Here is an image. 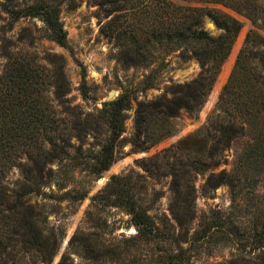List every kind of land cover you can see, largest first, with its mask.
I'll return each mask as SVG.
<instances>
[{"label":"rangeland","instance_id":"obj_1","mask_svg":"<svg viewBox=\"0 0 264 264\" xmlns=\"http://www.w3.org/2000/svg\"><path fill=\"white\" fill-rule=\"evenodd\" d=\"M46 1L58 5V18L65 33V47L49 37L40 18L29 16L11 21L3 10L4 0H0V99L5 96L1 92L4 91V84L11 85L13 101L21 105H35L37 110L46 111L53 118L52 121H56L53 127L58 125L57 129L60 131L62 142L58 144L65 153L49 168L54 174V181L64 186L58 189L57 184L51 182L42 186L39 195L27 197L30 204L38 205V209L43 211L41 229L49 238V244L55 241V251L48 264H158L160 259L166 260V253L157 248L156 242L135 241L136 228L127 213L128 207L125 202L121 204L112 196L116 190L104 193L113 177L121 181L116 184L126 185L135 205L147 211L162 228L167 224L176 226L171 211L174 200H177V189L186 197L188 187L193 185L197 218L187 227L190 236L199 229L201 218L209 211H219L222 220L230 217L234 225L245 233L252 234L256 232V228L263 231L264 159L252 161L247 172L240 170L241 173L236 178L240 181L237 186L244 190L241 192L242 196L236 197L235 201L226 185L205 194L203 185L207 173H199L192 162L205 160V149L209 148L212 141L211 138L200 137L193 142L191 138L206 125L209 115L215 109L222 87L227 82L250 31L254 32L252 46L255 50H263L261 39H264V0L240 2L235 4L238 10L219 4H198L201 7L219 9L232 16L240 22V32L201 110L194 114L181 110L176 118L167 121L159 116L154 118L152 121L155 124L151 125L148 135L151 139L164 136L153 142L151 147L138 152L132 147L136 132L137 104L151 102L161 96L170 99L171 86L189 83L199 76L201 68L198 61L195 58L183 60L180 51L167 53L163 44L150 49L147 46L148 52L157 50L158 53L154 55L152 63H146L148 68L125 67L117 61L119 46L116 45L115 31L112 32L114 28L111 31L103 29L118 12L108 14L112 8L101 7L100 0ZM140 1L142 0L138 2ZM148 1L152 4L151 0ZM35 2L39 3V0H18L14 5L24 9ZM191 4L196 5L194 2ZM143 11V8L129 10L128 13L132 14L129 17L126 14L118 20L117 29L125 30L123 28L131 23H151L148 21L151 17L147 15L150 10ZM252 18H256L255 24ZM200 28L212 37H218L223 32L212 17L207 15L203 16ZM131 29L126 28V36L131 35ZM136 38L139 46L143 47L147 36L139 34ZM159 65H163V68L154 79L153 87L143 89V77L151 70L155 71ZM59 69L64 72L68 83L67 99L70 105L84 114L95 115L104 104L115 101L124 92L129 93V109L124 112V132L115 146L116 160L98 178L89 175L88 167L92 165V159L101 145L108 139L109 132L104 122L98 120L97 132L90 130L83 134L82 139L78 138L79 134L73 131L70 123L74 119L64 115L54 96V81ZM23 72L26 74L24 78ZM18 74L20 78L16 79ZM83 83L86 85L85 95L82 94ZM246 139L241 141L242 144L236 143L224 150L221 158H215L220 159V162L212 172H229ZM144 140L145 146L152 143L150 139H140ZM206 140L208 144H205ZM27 163L26 154L21 153L19 158L15 157L13 165L4 171L3 181L9 194L10 190H17L24 181L21 165ZM252 187H256L255 190ZM72 190L85 193V199L70 202L60 198ZM101 195L102 198L93 201V198ZM119 198L126 199L118 195ZM179 205L182 206V203ZM4 233L6 227L0 226V236ZM174 233V238H177L182 231L175 229ZM230 239L221 245L208 243L204 247H195L189 264H217L235 259L254 263L264 251L253 250L249 244L243 248L235 237ZM163 246L167 255L178 254L180 247L183 250L187 248L186 242L182 241H171ZM17 264L43 263L40 254L36 253L27 257L24 263L21 261Z\"/></svg>","mask_w":264,"mask_h":264},{"label":"trees","instance_id":"obj_2","mask_svg":"<svg viewBox=\"0 0 264 264\" xmlns=\"http://www.w3.org/2000/svg\"><path fill=\"white\" fill-rule=\"evenodd\" d=\"M17 1L4 0L5 3L2 5L11 21L29 16L40 18L49 37L58 45L65 47V33L59 22L58 5L39 0V3L35 2L29 7L19 9L14 5ZM138 1L100 0L101 7L112 8L108 14L118 12L103 26L104 31H111L114 28L112 32L115 31L116 45L119 46L117 61L125 67L148 68L149 65L146 63H152L154 55L158 54L157 50L148 52V47L150 49L155 45L164 44L167 53L180 51V56L185 61L195 58L200 65L201 72L189 83L171 86L169 88L170 99L161 96L151 102L137 104L136 132L132 140V147L136 152L151 147L153 142L164 136L151 139L148 135L151 125L155 124V121H152L154 118L159 116L167 121L176 118L181 110L191 114L201 110L240 32L241 24L235 18L219 9L201 7L198 4H219L238 10L237 4L250 0H151L152 4H149L151 2L148 0V2ZM192 2L196 5H192ZM142 8L143 12L150 10L147 15L151 17L148 20L151 23H131L126 27L132 28L129 37L126 36L128 33L126 28H123L125 30L117 29V21L126 14L127 17L132 14L128 13L129 10L137 11ZM205 15L212 17L217 26L223 30L218 37H212L200 28L201 20ZM251 20L253 24L256 23V18ZM139 34L147 36L143 47L137 43L136 35ZM253 35L252 31L247 34L244 46L236 58L227 82L222 87L217 105L209 115L206 125L191 138L193 142L200 137L211 138L212 141L209 148L207 146L208 149H205V160L192 162L199 173H207L203 185L205 194L221 185H226L233 201L244 190L237 186L240 181L236 178L241 173L240 170L247 172L253 164L252 161L264 159V150H262L264 149V39H261L263 50H255L252 46ZM161 68L163 65H159L155 71L151 70L143 77V89L153 87V81ZM25 75L23 72V78ZM18 78H20L19 74L16 76V79ZM85 87L83 83V95L86 93ZM1 92L5 96L0 99V226L6 227V233L0 236V264H17L21 261L24 263L27 257L36 253L40 254L43 264H48L55 251V241L49 244V238L41 229L43 211L38 209V205L30 204L27 197L39 195L42 186L51 182H55L58 189L64 186L54 181V174L49 168V165L65 153L58 144L62 142L60 131L57 129L58 125L53 127L56 121H52L53 118L51 119L46 111L37 110L35 105L25 103L21 105L13 101L14 94L11 85L4 84V91L1 90ZM67 93H69L68 83L64 72L59 69L54 81V96L60 103L64 115L74 119L70 123L73 131L79 134L78 138L82 139L83 134L90 130L97 132L98 120L104 122L109 132L108 139L101 145L92 159V165L88 167L89 175L98 178L116 160L115 146L124 132V112L129 109V93L124 92L115 101L104 104L95 115L77 111L76 107L70 105ZM142 138L152 140L150 146H145V140L140 141ZM244 138L247 139L232 169L229 172L213 173L212 169L216 168L220 162V159L215 158H221L223 151L230 149L234 144H242ZM206 143L208 144V140L205 141ZM21 153H25L28 159L27 164L21 165L24 181L17 190H10L11 194H9L3 181V173L7 167L13 165L15 157L19 158ZM118 180L113 177L104 193H109L114 189L116 193L112 196L116 197L117 202L121 204L125 202L131 223L136 228L135 241L142 243L154 241L157 248L166 253V260L160 259L158 264H189L195 247H204L208 243L221 245L223 242H229L232 236L241 242L243 248L249 244L253 250L264 249V230L258 231L256 228V232L252 234L245 233L234 225L230 217L222 220L219 211H209L203 216L199 229L190 236L187 227L197 218L193 185L188 187L186 197L182 196L177 189V200H174L171 211L176 226L167 224L162 228L155 223L147 211L135 205L130 190L125 188V184H116L121 182ZM176 186L178 187L177 184ZM255 188L252 187V190ZM84 194L78 190H72L60 198H65L70 202H79L85 199ZM118 195L126 199H118ZM102 197V195L97 196L93 198V201ZM180 202L182 206L179 205ZM175 229L182 231L177 238H174ZM171 241L186 242L187 248L183 250L180 247L178 254L167 255V250L163 245ZM60 264L66 263L60 262ZM217 264H264V251L254 263L244 259H235Z\"/></svg>","mask_w":264,"mask_h":264}]
</instances>
